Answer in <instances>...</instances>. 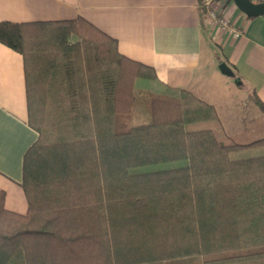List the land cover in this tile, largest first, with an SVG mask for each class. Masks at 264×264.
Masks as SVG:
<instances>
[{"label": "trees", "instance_id": "16d2710c", "mask_svg": "<svg viewBox=\"0 0 264 264\" xmlns=\"http://www.w3.org/2000/svg\"><path fill=\"white\" fill-rule=\"evenodd\" d=\"M0 43L23 57L37 133L23 156L25 213L0 190V264H264V155L229 157L264 138L186 130L217 117L186 90L153 96L149 122L125 126L135 80L154 71L83 18L1 22Z\"/></svg>", "mask_w": 264, "mask_h": 264}, {"label": "crops", "instance_id": "0c3cea01", "mask_svg": "<svg viewBox=\"0 0 264 264\" xmlns=\"http://www.w3.org/2000/svg\"><path fill=\"white\" fill-rule=\"evenodd\" d=\"M215 6L241 28L239 38L209 27L200 0H0V23L80 17L115 39L121 55L154 71L152 79L135 80V90L169 99L186 90L218 115L214 101L227 83L216 66L225 62L247 99L264 104V14L246 17L231 1ZM36 139L27 123L23 57L0 43V190L4 207L15 213L26 211L23 156Z\"/></svg>", "mask_w": 264, "mask_h": 264}, {"label": "rangeland", "instance_id": "374dc122", "mask_svg": "<svg viewBox=\"0 0 264 264\" xmlns=\"http://www.w3.org/2000/svg\"><path fill=\"white\" fill-rule=\"evenodd\" d=\"M218 70V64H217ZM219 71V70H218ZM227 83V88H222L220 98L215 102L218 111L216 119L211 121L193 122L185 125V129L191 130H212L217 138L222 142L246 144L264 138V116L259 109L248 99L250 94L237 86L232 77L220 76ZM139 84L135 85L139 88ZM222 85L218 84L220 87ZM222 87V86H221ZM224 89V90H223ZM136 100L129 116L124 117L125 126L146 124L149 122L148 106L149 100L153 97L150 92H145L142 88L135 90ZM264 155V145L240 149L232 152L231 159L249 158ZM185 161L170 162L145 166L133 171H149L165 169L185 165Z\"/></svg>", "mask_w": 264, "mask_h": 264}, {"label": "built area", "instance_id": "2783aa9c", "mask_svg": "<svg viewBox=\"0 0 264 264\" xmlns=\"http://www.w3.org/2000/svg\"><path fill=\"white\" fill-rule=\"evenodd\" d=\"M215 0H200L204 18L209 27L222 31L231 38H239L242 30L229 19L227 14L219 11L215 6Z\"/></svg>", "mask_w": 264, "mask_h": 264}, {"label": "water", "instance_id": "95a60500", "mask_svg": "<svg viewBox=\"0 0 264 264\" xmlns=\"http://www.w3.org/2000/svg\"><path fill=\"white\" fill-rule=\"evenodd\" d=\"M223 1V0H215ZM231 1L235 4L239 11H241L246 17H257L264 14V1L260 3H253L251 0H224ZM219 72L227 77H232L234 83L237 86L241 85L239 78L234 77L232 69L225 63L221 62L218 64Z\"/></svg>", "mask_w": 264, "mask_h": 264}]
</instances>
